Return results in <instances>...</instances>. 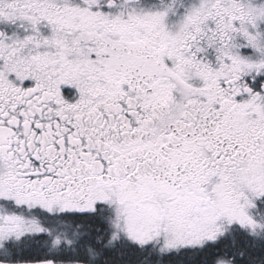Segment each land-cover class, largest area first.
<instances>
[{
	"label": "snow or ice",
	"instance_id": "1",
	"mask_svg": "<svg viewBox=\"0 0 264 264\" xmlns=\"http://www.w3.org/2000/svg\"><path fill=\"white\" fill-rule=\"evenodd\" d=\"M0 264H264V0H0Z\"/></svg>",
	"mask_w": 264,
	"mask_h": 264
}]
</instances>
